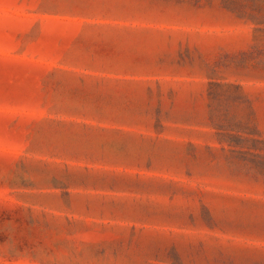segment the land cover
<instances>
[{
  "label": "rangeland",
  "instance_id": "1",
  "mask_svg": "<svg viewBox=\"0 0 264 264\" xmlns=\"http://www.w3.org/2000/svg\"><path fill=\"white\" fill-rule=\"evenodd\" d=\"M0 264H264V0H0Z\"/></svg>",
  "mask_w": 264,
  "mask_h": 264
}]
</instances>
